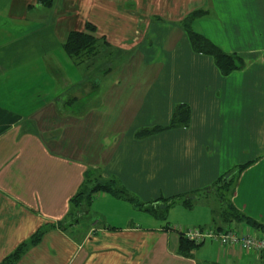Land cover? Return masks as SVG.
Here are the masks:
<instances>
[{"label":"crops","instance_id":"crops-1","mask_svg":"<svg viewBox=\"0 0 264 264\" xmlns=\"http://www.w3.org/2000/svg\"><path fill=\"white\" fill-rule=\"evenodd\" d=\"M198 10L190 29L241 55L242 69L223 74L194 50ZM88 22L102 37L91 69L64 49ZM100 57L107 66H95ZM180 104L189 126L135 135L170 124ZM247 163L229 198L264 224V0H0V264L37 233L8 264H264L217 241L181 248L180 228L214 221L215 180ZM96 178L143 202L192 194L195 205L160 218L105 191L72 205ZM221 213L214 228L264 233Z\"/></svg>","mask_w":264,"mask_h":264},{"label":"trees","instance_id":"trees-1","mask_svg":"<svg viewBox=\"0 0 264 264\" xmlns=\"http://www.w3.org/2000/svg\"><path fill=\"white\" fill-rule=\"evenodd\" d=\"M45 5H52L54 0H39ZM203 11L198 10L193 12L188 17V28H189V36L192 43V46L196 52L206 53L212 55L215 59V62L221 72L223 74H229L234 70L242 69L245 66L244 58L237 53H230L225 51L219 45L214 43L212 40L207 38L206 36L193 31L190 29V20L194 17L200 15ZM86 30L78 31L73 30L69 33L68 39L64 44V49L66 52L72 56L74 59H90L93 55L97 54L101 51L98 49V43L102 39V37H98L95 35L96 26L88 22L86 24ZM191 121V108L187 104H180L173 113V118L168 125H156L154 127H147L139 129L135 135L138 137H146L179 125L189 126ZM249 163L246 165H242L238 168L237 171L230 170L227 173L219 176L212 185V189L219 200V210L214 212L217 213L222 211V216L230 220H245L248 224H251L253 227H256L259 230L264 231V224L256 221L254 218L246 215L241 212L231 201L229 198V193L231 190V186L234 183L236 175L240 171H242ZM91 173V171H90ZM91 175V174H90ZM89 177V172H88ZM88 179V178H87ZM92 181V178L91 180ZM87 182V181H86ZM105 191L111 193L112 195L123 198L131 201L136 207L144 209L156 217L165 218L168 210L178 202L183 203L187 207H193L195 204L192 202L194 198H192V194H177L170 197H161L151 202H143L138 199L136 196L131 194L126 188H124L116 179H102L96 178L93 182H87L83 187L79 189L76 195L72 198V205L81 206L82 203L86 202L90 204L93 196L99 192ZM85 203V204H86ZM84 205V204H83ZM81 212L79 209L75 210V215ZM215 222V219H214ZM197 227V226H196ZM200 227H205L200 225ZM211 227V226H208ZM214 228V226L212 227ZM215 229L223 230L224 227L217 226ZM181 234V248L183 250L192 249L195 247H200L204 244L197 243L195 241H191L186 238L182 233ZM262 234V233H261ZM264 235V234H263ZM40 233H37L32 239L31 242H36L39 239ZM212 241V240H209ZM29 241V243H31ZM28 242H23L10 256L6 257L2 264H8L16 261L22 252L29 245Z\"/></svg>","mask_w":264,"mask_h":264},{"label":"built area","instance_id":"built-area-1","mask_svg":"<svg viewBox=\"0 0 264 264\" xmlns=\"http://www.w3.org/2000/svg\"><path fill=\"white\" fill-rule=\"evenodd\" d=\"M179 231L189 240L197 243L209 240L219 241L224 245L240 247L242 249L255 252L264 257V235L245 228L239 231L236 228L218 230L212 227H187L180 228Z\"/></svg>","mask_w":264,"mask_h":264},{"label":"rangeland","instance_id":"rangeland-1","mask_svg":"<svg viewBox=\"0 0 264 264\" xmlns=\"http://www.w3.org/2000/svg\"><path fill=\"white\" fill-rule=\"evenodd\" d=\"M27 58V56L26 57H21L20 59H19V61L18 62H21V60H23V59H26ZM66 59V58H65ZM86 60H88L90 63H88V66H89V68L91 69L92 68V66L94 65V63H91V58L89 59H86ZM92 62H94V61H92ZM65 66H64V68H65V70H68L69 71V73L71 74V73H76V71H78V76H79V74H81V72H82V70H80L79 68L77 69V67H76V65H75V63H74V61H72V60H69V63L68 64H64ZM108 65V63L107 62H105V60L103 59V58H98L96 61H95V66H97V67H104V66H107ZM26 70H27V67L25 66V65H21V66H19V67H16V69H15V73H22V72H26ZM19 71H21V72H19ZM91 73H94L95 75H97L96 77H100L101 78V75H99V73L98 72H91ZM99 75V76H98ZM87 80V79H86ZM93 81H94V75H90L89 76V79H88V82H89V84H92L93 83ZM91 88H92V86H91ZM91 88H87L86 90L87 91H91ZM64 96V98H65V101L67 100V102L69 103L70 102V104H71V101H72V96L73 95H70L69 97L66 95V94H64L63 95ZM65 103V102H64ZM234 170L235 171H237L238 170V168H234ZM233 170V171H234ZM202 202V201H201ZM201 202H198V203H201ZM204 202V201H203ZM258 211L260 210V209H257ZM216 211H220L219 209H216ZM214 212L215 214V222L214 221H212V223L210 224L211 226H213L214 224H218V223H221V220L219 219V215L217 214V212ZM210 213V212H209ZM208 212L206 213V212H203L202 214L204 215V217H207L208 216V214H209ZM262 214H264V213H262ZM197 218V217H196ZM193 220H195V219H193ZM198 222V221H197ZM186 226V227H185ZM197 225H195V226H191V225H184V227L185 228H187V227H196ZM262 234H264V233H262ZM217 242H219V241H217ZM207 243H211V241H207ZM221 243V242H220ZM215 245V244H214Z\"/></svg>","mask_w":264,"mask_h":264}]
</instances>
